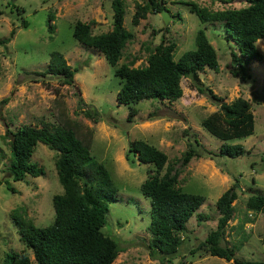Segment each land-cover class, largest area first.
Segmentation results:
<instances>
[{"label":"rangeland","instance_id":"1","mask_svg":"<svg viewBox=\"0 0 264 264\" xmlns=\"http://www.w3.org/2000/svg\"><path fill=\"white\" fill-rule=\"evenodd\" d=\"M163 1L171 16L166 23L162 22L161 10L148 9L144 17L132 24L135 4H143L145 0H123V25L132 36L124 43L116 64L110 65L100 50L85 46L72 36V25L77 19L90 22L92 33L110 29V0H0V39L8 35L10 28L14 29L8 41L0 42V98L7 96L0 102V179H7L0 181V264H4L6 253L21 249L29 256L30 263L36 264L31 250L19 240L13 215L26 216L36 226L48 224L54 215L51 196L62 190L54 167L56 150L40 141L35 143L30 158L42 166L43 173L25 175L19 180L7 177L9 150L3 132L6 126L14 130L21 124L40 125L57 119L79 123V133L84 137V126L90 128L89 152L106 167L117 188V197L108 203L100 228L121 248L112 264H234L232 260L208 254L199 246L206 233L215 227L216 197L232 183L236 192L233 214L220 243L235 245L234 255L238 258L264 259V213L245 207V199L252 190L264 193V59L249 61V77L232 74L229 50H236L235 45L226 39L219 23H201L186 5L194 2L213 10L240 7L246 1ZM48 22L52 24L51 31L47 29ZM199 27H204L218 62L216 71L204 67L199 72L200 80L223 101L240 95L250 103L252 133L226 140L239 143L248 153L217 154L222 140L200 124L201 118L215 110L217 104L207 94L191 88L186 77L180 79L182 92L173 101L142 98L132 104L136 112L130 121L126 115L131 105L116 101L121 78L114 74L115 66L144 65L160 38L174 42L175 58L193 46L194 33ZM255 46L264 55V38L256 39ZM51 50L61 52L75 69L72 84L61 83L52 74L33 73L45 67ZM84 110L91 114L94 110L96 120L93 114L86 116ZM156 116L164 117V121H156ZM132 138L161 145L162 148L157 147L173 162L171 172L176 171L180 189L204 196V201L186 221L174 254H152L148 248L149 199L142 195L139 184L146 177L149 164L133 157V160L125 158L127 141ZM194 138L200 144L195 145ZM188 146L198 152L205 148L213 153L211 157L192 156L182 164L180 158ZM128 154L131 158V153ZM164 170L165 166L160 173ZM6 183L15 191H10ZM199 213L201 218L196 217Z\"/></svg>","mask_w":264,"mask_h":264},{"label":"trees","instance_id":"2","mask_svg":"<svg viewBox=\"0 0 264 264\" xmlns=\"http://www.w3.org/2000/svg\"><path fill=\"white\" fill-rule=\"evenodd\" d=\"M245 1L246 4L240 7L213 10L194 2L186 5L201 23H219L226 39L235 45L236 50H229L232 74H246L249 77V61L264 59V55L255 46L257 38H264V0ZM110 5V29L92 33L90 22L77 19L72 25V36L85 46L96 47L110 65H115L124 43L131 38L132 33L123 25V0H110ZM163 8L167 9L163 0L136 3L130 21L136 24L148 9L157 12ZM203 28L195 30L193 46L183 50L175 58L174 42L160 38L147 55L144 65L120 63L115 66L114 74L121 78L115 93L116 101L131 105L126 115V120L130 121L136 112L132 104L142 98L160 102L173 101L182 92L180 79L186 77L191 88L207 94L217 104L215 110L200 120L207 132L222 140L217 154L237 156L248 153L239 143H228L226 140L252 133L253 113L249 101L240 95L230 101H223L199 78V72L204 67L214 71L218 69L215 49ZM47 29L52 30L49 22ZM13 33L14 29L10 28L8 35L1 38L0 42L8 41ZM73 70L75 69L71 68L61 52L51 50L45 67L33 73L38 76L52 74L61 83L72 84ZM6 99L7 96L1 97L0 102ZM80 99L82 100L81 97ZM84 114L90 116L91 112L84 110ZM92 114L95 121L96 112L93 110ZM148 115L150 117L151 113ZM84 128L85 137L79 133V123L57 119L54 123L43 121L40 125L21 124L14 130L6 126L3 132L9 150L6 176L12 180L43 173L42 166L30 158L37 141L56 150L54 167L62 190L51 196L54 211L52 221L36 226L26 216L13 215L19 240L31 250L36 264H112L121 250L117 242L100 229L105 221L108 203L117 197V188L106 167L90 154L88 144L91 131L89 127ZM193 141L195 145L200 144L196 138ZM212 153L205 148L198 152L188 146L183 151L180 163L185 164L192 156L211 157ZM132 157L149 164L146 177L140 182L139 188L142 195L149 199L147 245L150 253L163 256L174 254L182 240L181 233L186 228V221L204 201V196L180 189L176 171L171 172L173 162H169L166 154L154 144L140 138L129 139L125 158L133 160ZM163 166L165 170L160 173ZM2 180L7 181L6 178L0 179ZM234 186L235 183L230 184L216 197L214 205L218 215L215 227L206 233L199 246L208 254L232 260L234 264H264V259L238 258L234 255L235 245L220 243L225 225L233 214L232 200L236 197ZM6 187L15 191L8 183ZM245 207L252 212L264 213V193L252 190L245 199ZM196 217L201 218L202 214L199 213ZM262 243L264 244V237ZM197 248L196 246L195 249ZM190 252L193 250L190 249ZM3 260L4 264H31L23 249L6 253Z\"/></svg>","mask_w":264,"mask_h":264},{"label":"water","instance_id":"3","mask_svg":"<svg viewBox=\"0 0 264 264\" xmlns=\"http://www.w3.org/2000/svg\"><path fill=\"white\" fill-rule=\"evenodd\" d=\"M160 15L163 23H166L168 18H171L166 8L161 9Z\"/></svg>","mask_w":264,"mask_h":264},{"label":"crops","instance_id":"4","mask_svg":"<svg viewBox=\"0 0 264 264\" xmlns=\"http://www.w3.org/2000/svg\"><path fill=\"white\" fill-rule=\"evenodd\" d=\"M258 39V38H257ZM256 41V40H255ZM151 118H153V117H151ZM158 119H163L162 121H164V117H160V116H156V121L158 120ZM167 120H165V122H166ZM153 144V143H152ZM169 146H170V143H167ZM155 146H159V147H161V145H159L158 143H155ZM162 148V147H161Z\"/></svg>","mask_w":264,"mask_h":264}]
</instances>
